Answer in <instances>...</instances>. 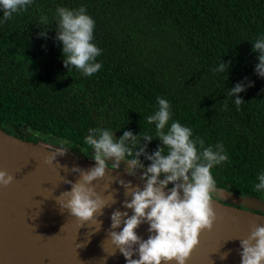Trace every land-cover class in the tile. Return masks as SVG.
Listing matches in <instances>:
<instances>
[{"label": "trees", "instance_id": "1", "mask_svg": "<svg viewBox=\"0 0 264 264\" xmlns=\"http://www.w3.org/2000/svg\"><path fill=\"white\" fill-rule=\"evenodd\" d=\"M58 5L83 6L95 22L96 62L104 67L93 77L62 64ZM44 30L47 38L38 35ZM258 34L264 0H32L0 23V126L76 151L98 128L117 138L124 130L154 135L144 118L161 96L170 104L169 124L190 127L205 147L223 145L228 159L210 170L215 186L264 200L253 187L264 171V79L251 50ZM222 60L230 69L217 73ZM244 81L253 86L237 106L229 89ZM159 145L153 139L148 153Z\"/></svg>", "mask_w": 264, "mask_h": 264}, {"label": "clouds", "instance_id": "2", "mask_svg": "<svg viewBox=\"0 0 264 264\" xmlns=\"http://www.w3.org/2000/svg\"><path fill=\"white\" fill-rule=\"evenodd\" d=\"M31 3L32 0H0V12L3 13L0 23L25 10ZM53 15L56 24L54 39L60 42L63 66L68 71L74 67L87 78L101 72L104 65L96 60L102 56V51L93 42L95 22L86 9L58 5ZM40 22L48 24L47 15L41 16ZM38 35L47 38V31ZM251 43L252 52L258 54L254 72L264 79V34H258ZM226 69H230V62L222 60L214 71L223 73ZM252 86V81H244L229 89L235 105L242 103L239 94ZM156 101V110L144 118L148 124L154 125V135L141 136L124 130L117 138L109 128L90 131L82 151L95 162L94 166L88 170L74 168L72 172L79 177L78 183L69 181L70 190L59 194L62 211L84 223L98 222L100 229L97 216L115 201L112 195L102 197L92 185L102 180L107 170H119L122 161L126 163L124 171L144 181L142 189L130 181H119L125 194L131 196L130 200L123 202V207L130 209L132 214L117 209L110 217L107 237L123 255L125 264H169L173 261L187 264L198 244L199 234L210 229L215 220L211 205L215 181L210 170L228 159L221 143L205 147L203 139L193 138L190 127L177 120L169 124V101L161 96H157ZM153 139L160 145L149 154L147 145ZM142 156L150 161L146 167ZM54 160V156H48L44 162L51 164ZM137 169L142 172L138 173ZM256 179L254 190L264 193V171L259 172ZM13 180L11 174L0 170V186L7 187ZM142 223L148 225L147 239H141L136 232ZM240 246L241 264H264V226L254 227L246 239L240 240ZM226 256L224 253L221 259Z\"/></svg>", "mask_w": 264, "mask_h": 264}, {"label": "water", "instance_id": "3", "mask_svg": "<svg viewBox=\"0 0 264 264\" xmlns=\"http://www.w3.org/2000/svg\"><path fill=\"white\" fill-rule=\"evenodd\" d=\"M48 156L55 157L53 163L44 162ZM87 156L82 147L72 151L36 143L0 126V170L14 177L7 187L0 186V264H125V258L107 237L110 217L117 209L132 214L123 207L131 196L125 194L119 181H130L141 189L144 181L124 171L123 161L119 170H107L92 187L102 197L112 195L115 202L109 201L112 204L97 216L100 229L98 222L84 223L62 211L58 200L59 194L70 190L69 181L78 183L74 168L88 170L94 166ZM211 205L214 223L199 234L187 264H241L240 240L246 239L254 227L264 226V200L215 186ZM136 232L147 239V223ZM224 253L227 256L221 259Z\"/></svg>", "mask_w": 264, "mask_h": 264}, {"label": "rangeland", "instance_id": "4", "mask_svg": "<svg viewBox=\"0 0 264 264\" xmlns=\"http://www.w3.org/2000/svg\"><path fill=\"white\" fill-rule=\"evenodd\" d=\"M18 133H20V134H21V132H18ZM109 162H111V161H109ZM120 166H122V165H120Z\"/></svg>", "mask_w": 264, "mask_h": 264}]
</instances>
